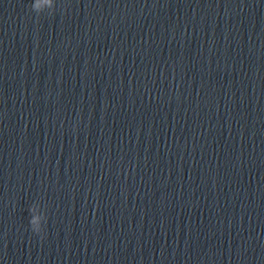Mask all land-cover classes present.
<instances>
[{
	"label": "water",
	"instance_id": "water-1",
	"mask_svg": "<svg viewBox=\"0 0 264 264\" xmlns=\"http://www.w3.org/2000/svg\"><path fill=\"white\" fill-rule=\"evenodd\" d=\"M31 2L0 0V264H264V0Z\"/></svg>",
	"mask_w": 264,
	"mask_h": 264
},
{
	"label": "clouds",
	"instance_id": "clouds-1",
	"mask_svg": "<svg viewBox=\"0 0 264 264\" xmlns=\"http://www.w3.org/2000/svg\"><path fill=\"white\" fill-rule=\"evenodd\" d=\"M57 9V0H32L30 4V10L31 12H34L39 18L42 14H47L49 16L53 15ZM34 202L32 205L29 206L28 212H29V227L31 232L43 239L44 233H45V227L47 224V215L45 210V223L41 226H37L38 220L37 217L34 215ZM44 208L46 209V205H44Z\"/></svg>",
	"mask_w": 264,
	"mask_h": 264
}]
</instances>
